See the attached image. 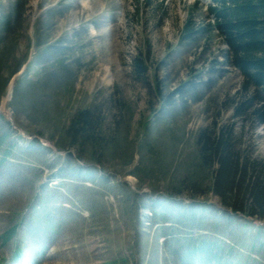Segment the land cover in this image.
Instances as JSON below:
<instances>
[{"label":"rangeland","instance_id":"1","mask_svg":"<svg viewBox=\"0 0 264 264\" xmlns=\"http://www.w3.org/2000/svg\"><path fill=\"white\" fill-rule=\"evenodd\" d=\"M211 2L27 0L21 27L0 37V235L20 222L25 260L0 239V264H264V218L224 209L197 145L206 128L232 124L264 161V126L233 119L242 77L222 40L180 41ZM136 55L149 67L141 78ZM95 100L98 160L64 141Z\"/></svg>","mask_w":264,"mask_h":264},{"label":"trees","instance_id":"2","mask_svg":"<svg viewBox=\"0 0 264 264\" xmlns=\"http://www.w3.org/2000/svg\"><path fill=\"white\" fill-rule=\"evenodd\" d=\"M212 2L208 7L209 20L197 25L190 13L180 41L195 44L199 39L207 38L211 32L222 40L226 47L223 53L224 64L237 70L242 77L241 90L231 100L239 101L233 107V119L242 118L254 127L264 126V0ZM26 3L27 0H18L6 11L1 9V40L4 34L15 33L21 27ZM197 9L199 3L192 8V13ZM63 64L60 62L61 66ZM132 64L138 77L148 74L149 67L142 56L136 55ZM3 72V59L0 56V80ZM45 74V78L50 77L49 71ZM185 86L182 84L175 92L164 97V104L170 101V96L183 93ZM156 89L160 92L159 84ZM101 114L102 106L95 100L90 107L78 110L69 127L64 130L66 143L78 147L80 152L89 154L95 160H98L106 147L102 143L105 127ZM237 137L232 124L208 127L197 136L202 164L213 168L211 192L233 214L264 218V161L246 154ZM8 149L5 153L9 152ZM19 225L20 222L14 223L0 235L3 244L16 236Z\"/></svg>","mask_w":264,"mask_h":264},{"label":"water","instance_id":"3","mask_svg":"<svg viewBox=\"0 0 264 264\" xmlns=\"http://www.w3.org/2000/svg\"><path fill=\"white\" fill-rule=\"evenodd\" d=\"M14 81H15V77L12 79V81L10 83V87H9V91H8V98L12 97ZM125 182L131 183L129 180H125Z\"/></svg>","mask_w":264,"mask_h":264}]
</instances>
